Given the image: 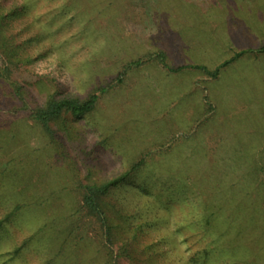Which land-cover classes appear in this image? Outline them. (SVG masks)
<instances>
[{"label":"rangeland","instance_id":"rangeland-1","mask_svg":"<svg viewBox=\"0 0 264 264\" xmlns=\"http://www.w3.org/2000/svg\"><path fill=\"white\" fill-rule=\"evenodd\" d=\"M25 1L9 32L35 59L15 75L31 96L113 87L94 112L69 118L72 136L55 126L59 145L0 77V215L29 206L0 232V264H111L123 243L108 244L78 211L77 185L143 154L145 167L112 193L145 225L126 264H264V50L215 78L150 60L118 80L159 50L174 66L215 69L264 47V0Z\"/></svg>","mask_w":264,"mask_h":264},{"label":"trees","instance_id":"trees-1","mask_svg":"<svg viewBox=\"0 0 264 264\" xmlns=\"http://www.w3.org/2000/svg\"><path fill=\"white\" fill-rule=\"evenodd\" d=\"M6 1L0 0V58L3 61L2 63L5 64L0 70V77L11 83V97L14 100L23 101L22 107L25 110V115L36 126L41 128L43 132L48 134L54 142L60 145L55 137L57 129L67 131L72 136L74 132L71 126L68 125L69 118H81L94 112L101 97L113 86L111 83L106 86H99L89 91L85 97L77 95L58 97L55 93L31 96L30 91L19 84V80L15 75L19 76L22 70H25L23 73H28L29 67H31L35 59L31 54L24 52V50H27L25 46L14 42V34H10L9 32L11 26L10 17L20 15L22 10L29 6V3L26 6L25 0H9L12 5L8 6L7 9L5 5ZM263 50L264 47L257 50L239 51L234 57L218 65L215 69H210L204 64L174 66L168 62L166 53L159 50L153 54H147V56H144L145 58H138L127 62L120 72L121 77L119 76L118 80L122 81V76H125L129 70L139 68L150 60L158 61L165 69L173 73H178L185 69H198L208 76L215 78L219 76L222 67L232 62L236 57H240L248 52L255 53ZM57 125L59 126L55 129ZM147 156V154L141 155L116 176L104 180H89L85 183L82 181L78 182L76 189L79 194L78 211L94 219L95 224L104 233L108 244L116 246V244L123 243L122 246H119V250L123 249L122 254L114 256L113 251L109 253L111 264H126L122 258L129 256L127 250H125L126 243L131 244L128 240H135L144 230L143 227L145 226L141 221L137 225H133L134 221H131V218H135L134 220H136L137 216L129 214L126 204L118 198L114 199L115 197H112V193L121 184L133 179L145 167ZM28 208L29 206L26 202H16L5 209L0 215V232L5 228L7 223L13 221ZM41 228L43 229V226ZM31 236L25 239L24 245ZM21 248L18 246L10 254H18Z\"/></svg>","mask_w":264,"mask_h":264}]
</instances>
